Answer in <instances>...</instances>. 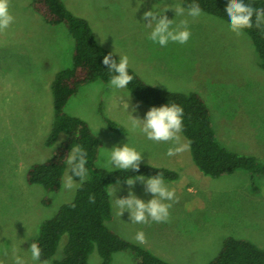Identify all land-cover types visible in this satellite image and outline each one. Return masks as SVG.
Segmentation results:
<instances>
[{"label":"rangeland","instance_id":"374dc122","mask_svg":"<svg viewBox=\"0 0 264 264\" xmlns=\"http://www.w3.org/2000/svg\"><path fill=\"white\" fill-rule=\"evenodd\" d=\"M63 1L88 20L97 43L118 58L127 55L130 67L147 84L198 93L210 108L220 144L264 163V69L245 32L237 37L221 18L205 12L193 18L185 7L184 15L176 16L174 9L169 8L164 14L176 23L187 19L192 36L187 44L170 42L161 47L148 39L152 29L146 26L143 15L153 8L182 5L181 0ZM10 11L15 22L0 33V262L14 264L16 249L15 255L26 264H38L28 251L30 241L37 236L42 221L73 199L80 185L74 179L76 187H63L70 175L67 164L57 192H47L42 185L26 181L29 166L51 155L52 147L45 145L54 118L50 83L58 70L71 65L74 39L64 24H47L33 8L32 0H11ZM108 85L109 81L100 79L83 85L64 107L67 114L85 120L102 138V145L105 142L96 164L106 162L120 138H126V143L140 151L151 148L149 139L138 140L140 128L134 129L131 123V114L139 118L132 111L133 106L141 110L151 107L127 88L113 89ZM106 118L122 122L128 137L113 132ZM180 135L188 145L184 135ZM65 138V134L59 136L55 146ZM163 149L157 155L142 153L141 163L175 167L179 180L183 176L188 181L182 193L176 190L169 221L132 223L130 213L118 214L120 209L112 203L114 219L108 223L112 229L135 243L136 233L143 230L146 243L138 244L179 264L209 262L226 236L246 238L264 246V175L256 172L252 178L250 173L238 170L213 178L196 167L188 150L172 160ZM112 188L113 184L110 191ZM129 191L137 195L136 189L124 188L119 191L121 198L127 197ZM45 196L50 197L48 204L42 200ZM140 198L147 201L144 195ZM152 198L151 194L149 200ZM65 241L63 236L54 259L62 256ZM100 260L94 251L88 264H99ZM113 264H134L133 254L117 252Z\"/></svg>","mask_w":264,"mask_h":264},{"label":"trees","instance_id":"16d2710c","mask_svg":"<svg viewBox=\"0 0 264 264\" xmlns=\"http://www.w3.org/2000/svg\"><path fill=\"white\" fill-rule=\"evenodd\" d=\"M229 0H181L183 7L197 3L203 12L228 22L226 5ZM256 9L264 8V0H244ZM32 6L50 25L64 24L74 41L71 65L58 70L51 83L54 118L51 130L45 138V145L52 147L51 155L29 166L26 181L40 184L47 192L61 189L66 168L67 156L75 146L87 151L88 178L77 188L69 202L63 203L56 213L42 221L37 236L30 241L42 249L41 259H49L53 264H88L90 255L96 251L100 255L99 264H113L117 252L133 254L134 264H179L166 261L146 247L125 239L108 223L114 219L109 186L115 182L136 179L139 176L152 177L163 173L167 181L175 180L179 173L164 166L140 163L139 170L102 168L96 164L102 140L92 131L88 123L67 114L64 107L69 97L79 87L96 81H110L114 74L102 61L112 53L97 43V39L87 19L75 14L63 0H32ZM255 21V17H253ZM229 23V22H228ZM254 43V48L264 69V26L244 31ZM113 58H119L113 53ZM129 74L134 78L126 87L136 98L150 107L165 104H178L183 110V131L190 154L198 169L205 175L217 178L244 170L254 176L256 172L264 175V163L255 156L244 155L227 149L217 140L212 124L211 112L205 100L196 92L171 91L147 84L131 67ZM107 126L118 134L125 133L120 123L106 118ZM62 134L66 138L55 146ZM71 175V169H70ZM74 179L79 180L78 177ZM94 196L91 203L89 197ZM49 196L42 200L50 202ZM66 237L63 254L53 256L62 237ZM205 264H264V246H259L246 238L226 236L216 255Z\"/></svg>","mask_w":264,"mask_h":264},{"label":"clouds","instance_id":"9594fccd","mask_svg":"<svg viewBox=\"0 0 264 264\" xmlns=\"http://www.w3.org/2000/svg\"><path fill=\"white\" fill-rule=\"evenodd\" d=\"M10 4L11 0H0V33L6 32L15 22V17L10 11ZM169 8L174 9L176 16H183L185 13L184 7L179 4L153 8L144 13L143 19L147 21L145 24L152 29L148 39L161 47H166L170 42L182 45L187 44L192 36L189 21L182 19L179 23H176L175 19H169L164 14ZM226 13L229 28L237 37L243 35L246 29L264 26V8L256 9L246 4L244 0H229L226 5ZM187 14L197 18L203 14V10L199 4L191 3L188 5ZM253 17H255V21H253ZM102 63L107 66L110 72L114 73L109 81L108 86L110 88L124 89L133 80L134 77L129 74L130 59L127 55L119 56V60H116L113 58V53H109L104 56ZM130 94L129 101L131 99ZM129 101L126 104L127 111ZM132 111H136V106H133ZM183 113L184 110L180 105L172 103L160 107H151L144 119L130 114L132 127L134 129L139 127L147 139L157 143L175 142L177 146L170 147L166 153L171 157L188 149V145L180 144L179 134L183 131ZM142 153L135 146L125 143L122 147H113L106 162L100 163L98 161L97 166L136 172L139 170L143 158ZM66 163L70 166L71 175L66 176L63 187L70 190L77 186L74 177L79 178L80 184H83L88 178V169L86 168L87 151L81 146L73 147L67 156ZM136 180H140L145 184V191L151 193L153 198L145 201L134 195L132 191H129L127 197L115 199V204L120 209L119 214L121 215L123 212L128 211L131 222L138 224H148L150 221L156 223L168 222L170 219L169 210L173 203L176 202V190L168 186L163 173L160 172L156 176H139L134 180L127 179L126 182L129 186H132ZM109 194L111 195L112 193ZM89 201L94 203L95 197L90 196ZM135 240L140 244L146 243V236L143 230L136 233ZM28 251L31 253V259L34 262L51 264L49 259H41L42 249L38 243H31ZM15 252L16 249H13L14 264H26V261L21 256L15 255Z\"/></svg>","mask_w":264,"mask_h":264},{"label":"crops","instance_id":"0c3cea01","mask_svg":"<svg viewBox=\"0 0 264 264\" xmlns=\"http://www.w3.org/2000/svg\"><path fill=\"white\" fill-rule=\"evenodd\" d=\"M83 17V16H82ZM52 81V80H51ZM143 108V107H142ZM149 109H146V108H143L142 110L141 109H138V108H136V114H137V116L139 117V118H142L143 119V117L145 118V116H143L144 114H146L147 113V111H148ZM114 121H116V122H118V119H115ZM118 123H120V122H118ZM121 125H122V122L120 123ZM142 125V124H141ZM125 127V126H124ZM142 127V126H141ZM117 135H119V136H123V137H128V135H125L124 133L123 134H118L117 133ZM117 135H116V137H117ZM180 135V134H179ZM137 136H138V140H141V141H145L146 139H147V137L145 136V134H143L141 131L140 132H137ZM101 140H102V138H100ZM120 142H119V144H118V142H117V140H114L115 142H117V145L116 146H118V145H120L121 147L127 142V139L126 138H120V139H118ZM124 140V141H123ZM184 139H182V137H181V135H180V144H184L185 143V141H183ZM149 144L151 145V148L149 149V150H141L143 153L144 152H150L152 155H157V152H159V153H162L163 152V148H166V151L170 148V147H175V146H177L176 144H175V142H173V141H169V142H160V143H157V142H154V141H149ZM104 148H105V142L103 141V145H102V148H101V154L103 153V151H104ZM138 150V149H137ZM188 152H190V150H189V145H188ZM140 151V150H139ZM184 152V151H183ZM182 152V153H183ZM175 156H179V154H177V155H175ZM175 156H171V159L172 160H174L175 159ZM178 159H179V157H178ZM157 166H159V165H157ZM166 167V166H165ZM197 167V166H196ZM173 168H175V167H173ZM172 168V169H173ZM198 168V167H197ZM174 170H178V169H174ZM178 172V171H177ZM179 173V172H178ZM180 174V173H179ZM181 178L182 179H180L179 180V178L177 179V180H170V182H166L167 184H168V186L170 187V188H174L175 190H178L177 192L178 193H182V190H183V186H185V185H187L188 184V181L185 179V178H183V176H181ZM134 180V179H133ZM121 182V181H120ZM112 185V184H111ZM110 185V186H111ZM110 186H109V191H110ZM124 188H127V189H136V193H137V195L136 196H138V198H140L141 197V195H144V196H146L147 197V201L149 200V197H151V193H147L146 191H145V184L143 183V182H141L140 180H136V182L134 183V185H132V186H129L128 184H127V182L126 181H123V182H121V183H117V182H115V183H113V188L111 189V191H110V193H112L111 194V199H110V201H112V203H113V205L115 206V199H119V198H121V195H120V193H119V191L121 190V189H124ZM118 208V207H117ZM119 214V213H118Z\"/></svg>","mask_w":264,"mask_h":264}]
</instances>
